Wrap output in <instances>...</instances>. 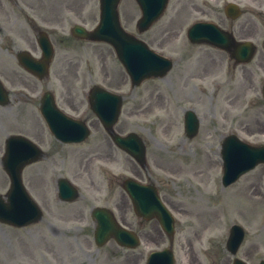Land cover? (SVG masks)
Listing matches in <instances>:
<instances>
[{
	"label": "rangeland",
	"instance_id": "rangeland-1",
	"mask_svg": "<svg viewBox=\"0 0 264 264\" xmlns=\"http://www.w3.org/2000/svg\"><path fill=\"white\" fill-rule=\"evenodd\" d=\"M26 5L29 4L30 6L34 7V12L36 13V9L44 16L47 20H59V15H62V9H66L67 7L72 8L79 14L83 13V16H73L69 17L70 19H67L68 24L71 23V21H74L76 18H84L87 20H91L95 16L96 11V4L97 0H22ZM182 0H178L179 2V11L176 13L177 18L171 19L170 13L152 30L151 33H148L144 35L146 37L147 35L151 36V42L154 44L163 45L160 43H155L160 37H163L161 32H164L165 42L168 47L169 51L176 53L179 44L183 41H185V30L187 26V22L189 19H195L196 17H200V14H197L195 11L188 12L186 6L181 5ZM4 5L12 3V0H3ZM43 4H46V7ZM41 6L45 7L42 8ZM178 6H175L176 9ZM5 8L7 6L5 5ZM47 9L51 11L53 15H47ZM17 9V8H16ZM183 9V12L180 11ZM7 11V10H6ZM12 10H8L7 12H11ZM17 16V18H16ZM128 16V15H127ZM13 20H16V23H12ZM25 16L20 11H17V13H11L9 15V18L6 16V14L2 13L0 15V46L5 48L7 45L11 46L15 43L19 44L21 37L23 34L27 33V24L24 23ZM18 22L24 23V33L22 35H17L15 31L19 24ZM4 28L7 29V33H4ZM155 35V36H154ZM23 43V40H22ZM75 49H77L76 45H73ZM96 59L97 55H104L106 58V49L104 48H93ZM67 51H72L74 53V50L69 49ZM186 52H189V49H187ZM103 53V54H102ZM202 53V52H201ZM202 57L210 58L209 56H205V54H202ZM98 60V59H97ZM104 59L101 61L103 62ZM108 60V59H107ZM106 62V61H105ZM104 62V63H105ZM202 67V63L200 64ZM194 68L190 67V69ZM197 70H200L198 68ZM90 78V77H89ZM172 79V77H171ZM149 90H156V89H149ZM156 97L152 96L150 100L155 99ZM160 106H164L163 103L159 102ZM206 125H209V123L206 121V124L204 126V133L202 135V172L199 177L194 176L193 171L196 169L194 166L189 165L186 163L182 170L176 171V178H175V190L177 191L176 197L180 201L181 205L180 208L183 210V213H180L181 217V224L178 232V243H177V253H178V263H188V260H192L194 252L202 257V252L204 249H208L213 241L217 240H225L226 234L229 231L230 224L232 223V220L235 218H238L239 221H241L248 229H249V236L244 244V253L247 255L249 251H252L251 244H255L259 242L260 248L264 246V213H263V206L261 204H254L250 200H247L249 207H246L244 203H238L236 202V205L234 206L236 213H231L228 211L222 212V192L224 195V190L221 189V183H220V175H221V168L220 163L217 160L214 162L212 159L215 157L217 159L218 155H213V152L210 150L216 149V146L211 147L209 144H215L216 143V137L215 138H209L206 135L207 129ZM156 144L159 146H162L164 149H170L171 150V144L170 141H168L165 137H162L161 134H155L152 133ZM154 142V143H155ZM188 148V146H186ZM157 150V148H156ZM158 150L161 151V148H158ZM206 150L208 152L206 153ZM159 152H156V155ZM208 153H212L210 156ZM191 157V156H190ZM156 160H158L156 156ZM189 160V159H188ZM188 160L185 162H188ZM167 166V165H166ZM2 168L0 165V191H4L6 188V176L4 175V172L2 173ZM241 187V185H240ZM241 191V194L249 195L252 199L255 200L253 196V192L251 193L248 187H242L239 189ZM247 192V193H245ZM249 192V193H248ZM221 195V196H220ZM217 196V198H216ZM225 196H228L225 198V201L232 200L238 196L236 192H232L229 190ZM197 197V201H194L193 198ZM224 197V196H223ZM257 199V198H256ZM240 201H244V198H239ZM236 201V200H235ZM194 202V203H193ZM179 209L180 211H182ZM178 210V209H177ZM1 226V225H0ZM1 228V227H0ZM2 230L5 229L6 235L4 231H0L3 236H6V239L0 234V264H13L10 257L12 256L13 252H17L18 255L21 253V250L23 247L17 244L14 245V248L11 247V245L7 242V238L11 236L12 240H16L18 235H13L14 233L11 231L12 229L7 228L6 226H3L1 228ZM202 235V242L193 244L190 240L194 236ZM16 248V249H15ZM15 249V251H13ZM263 252V251H262ZM226 254V253H224ZM261 254V253H260ZM20 256V255H19ZM249 260L253 263H255L259 257H257L256 254H252L248 256ZM206 259L209 263L211 262V258ZM214 259V258H213ZM218 260V259H217Z\"/></svg>",
	"mask_w": 264,
	"mask_h": 264
}]
</instances>
